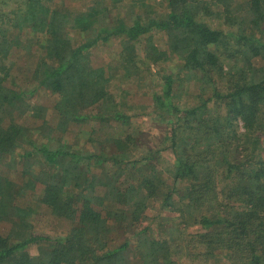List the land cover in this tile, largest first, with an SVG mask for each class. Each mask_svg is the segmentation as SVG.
<instances>
[{
	"label": "trees",
	"instance_id": "obj_1",
	"mask_svg": "<svg viewBox=\"0 0 264 264\" xmlns=\"http://www.w3.org/2000/svg\"><path fill=\"white\" fill-rule=\"evenodd\" d=\"M129 1L139 12L123 16L105 4L0 0V264H176L175 240L150 229L155 204L202 227L201 262L264 264V0H165L159 21ZM111 41V59L93 63ZM165 52L180 54L177 70H153ZM143 86L153 108L138 116L163 126L164 147L125 158L131 135L108 147L94 129L85 150L64 139L71 124H130ZM39 91L53 105H36Z\"/></svg>",
	"mask_w": 264,
	"mask_h": 264
},
{
	"label": "rangeland",
	"instance_id": "obj_2",
	"mask_svg": "<svg viewBox=\"0 0 264 264\" xmlns=\"http://www.w3.org/2000/svg\"><path fill=\"white\" fill-rule=\"evenodd\" d=\"M66 3H70L71 9H82L83 7L87 6H98L105 4L107 5L111 13L113 15H116L117 12L120 15L127 16V11H130L132 13L139 12L138 9H136L135 4H139L138 1H135L131 4L129 0H125L126 2H113L112 0H64ZM143 3L148 4L150 7V11L143 15V19L146 18H152L153 20L159 21L163 18L165 14V0H143ZM142 9V8H141ZM151 33L154 34L156 40V45L160 49H165L168 47V44L165 43V36L163 39L159 40L161 38V35H164L162 31L153 30ZM76 35V34H73ZM29 36V34L27 35ZM25 37V35H24ZM159 40V41H157ZM168 41V40H167ZM5 47H0V58L4 56L5 54ZM142 47V46H140ZM113 48H116L113 46L112 41L107 44H98L97 47H94L92 50L93 55V63L100 64L105 63L111 59L113 56ZM167 52H170L169 49ZM165 59H160L159 65H153V70H177L179 68V58L180 54L177 52L174 53H168L165 52ZM18 59V63H21L24 58L21 57V55H17L16 57ZM22 58V60H21ZM261 58V57H260ZM2 59V58H1ZM25 63H27V58H25ZM148 76L143 78L142 80H146ZM152 76L150 75L148 79H151ZM217 79V78H215ZM153 83V82H152ZM149 86H143L141 87V91L136 92L133 97L130 99V103L132 105V109L134 110L133 113H135V119L130 122V124H115L110 125V127H104L100 123H97L95 121H88L85 124H71L66 133H65V140H69V142H72L71 144L77 145L78 149L81 147L83 150L86 149V146L89 141H92L90 138L94 140L95 136L92 134L91 131L95 129L97 130V141H105L106 146H110L111 143H113V140L119 139L120 137H126L127 135H131L134 140L135 145H132L129 140L125 142L123 145L122 150L120 151V156H124L125 158H129L133 155H138L141 153H146L148 151H151V149H155L157 147H164L166 144L161 143V141H164V134H163V126L157 125V121L147 117V116H138L141 112L148 111L153 108V101L150 96L151 93H154L152 89ZM223 86H220L221 88ZM148 89L147 93L146 90ZM151 89V90H150ZM228 89V88H227ZM227 89L222 90V93H226ZM179 91L182 93V99L183 101L181 103L189 104L192 96L195 95V92L190 89V85L187 81H182L179 86ZM54 95L49 94V92L45 91H39L36 95V99L38 100L39 104L36 105H42V106H50L53 105L55 100ZM197 100V99H195ZM182 106H185L186 104H181ZM172 120V118H167V121ZM26 121H32L31 118L26 119ZM106 126V124H104ZM104 128V130L102 128ZM237 131L239 134L241 132H244V128L238 124ZM166 133V132H165ZM110 140V141H108ZM93 143V142H92ZM113 152H117V150H111ZM165 155V156H164ZM163 155V162L166 164L165 167L170 165V162L167 159H170L169 152L167 154L165 153ZM167 176L168 173L166 172ZM221 191V190H219ZM39 193V192H38ZM39 196V195H38ZM221 197H224V189L221 191ZM227 201V200H225ZM39 204H35L34 208H38ZM176 207L175 211H170L167 208L165 210H161L160 207H158V204L154 205L153 210H148L147 214L150 215L153 220V226H151V230L155 232L158 235V238H163L164 234L162 232V229L165 228L166 235L170 238L172 237V240H175L174 245V255L177 253H180V256L174 257L177 262L176 264H229L230 261L226 260L224 257H215L214 260L210 263L209 262H201V258H196V253H198V250L200 249L199 246V237H197V233L201 232L202 227L199 224H190L191 222L185 221L187 219L188 214H181L178 206H173V208ZM49 214L44 216V222L45 218L48 217ZM182 216H186L184 219ZM190 221H193V218H188ZM185 221V226H182L181 221ZM147 221L144 220L145 223ZM150 221V220H149ZM147 221V222H149ZM143 223V225H144ZM189 223V224H188ZM187 224V225H186ZM54 225L52 223L47 222V226L45 225L43 233L46 231H49L47 233H52L51 228ZM65 227V224L59 225V230H63ZM31 253L37 255L39 253L38 245L31 248ZM136 261V260H135Z\"/></svg>",
	"mask_w": 264,
	"mask_h": 264
}]
</instances>
